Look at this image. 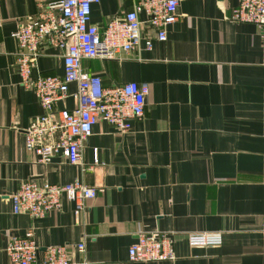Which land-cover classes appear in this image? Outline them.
Masks as SVG:
<instances>
[{"label":"crops","instance_id":"crops-1","mask_svg":"<svg viewBox=\"0 0 264 264\" xmlns=\"http://www.w3.org/2000/svg\"><path fill=\"white\" fill-rule=\"evenodd\" d=\"M56 1L0 0V264H12L9 238L29 229L40 255L48 245L66 244L75 264H264V37L254 24L230 19L238 0H178L179 18L167 26L165 41L143 24L151 50L142 43L114 59L83 61L106 86L149 87L145 113L128 132L107 121L93 125L83 165L62 154L42 163L26 145L44 112L14 65L19 49L12 31ZM137 1L100 0L91 7L92 22L102 28ZM42 48L35 74L62 75L63 50ZM74 104L67 97L56 108ZM53 130L38 134L36 144L58 143L62 129ZM76 178L99 189L78 222L66 198L43 217L13 210L21 183ZM141 229L174 233L176 258L130 261L128 248ZM205 231L221 233L222 244L189 245V232Z\"/></svg>","mask_w":264,"mask_h":264},{"label":"built area","instance_id":"built-area-1","mask_svg":"<svg viewBox=\"0 0 264 264\" xmlns=\"http://www.w3.org/2000/svg\"><path fill=\"white\" fill-rule=\"evenodd\" d=\"M99 1L58 0L38 15L27 16L12 31L19 49L14 65L22 84L34 89L44 112L26 135L27 148L33 150L42 163H50L54 156L62 154L71 164H81V150L97 121H107L121 133L132 128L131 120L145 113L148 84L129 81L106 86L101 76L84 70L83 61L114 59L116 53H130L142 43L151 50L153 38H143V24L155 29L158 40L165 41L167 26L179 18L178 0H139L124 16L115 17L100 28L92 22L91 15L92 5ZM231 11L230 19L254 24L264 37V0H238ZM141 13L145 14V19L141 18ZM44 45L63 50L62 75L35 74ZM73 83L77 87L71 93ZM1 88L0 83V91ZM67 97L74 98L73 108H56L57 102ZM57 128L62 129L58 143L36 144L38 134ZM95 162H98L97 156ZM98 193V188L84 184L80 178L60 185L27 180L12 193L11 201L15 212L43 217L60 209L66 198L74 203V217L78 222L87 208L86 201ZM187 237L189 245L196 247L219 246L223 241L222 234L213 231L189 232ZM137 238L128 248L130 261L158 262L176 258L174 233L141 229ZM7 242L6 252L12 264H75L66 244L48 245L40 255L32 229L24 235L10 237ZM77 249L83 253L85 242H78Z\"/></svg>","mask_w":264,"mask_h":264}]
</instances>
